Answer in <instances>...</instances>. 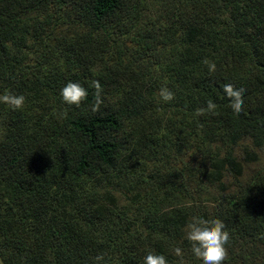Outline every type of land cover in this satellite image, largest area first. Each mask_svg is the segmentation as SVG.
<instances>
[{
    "label": "trees",
    "instance_id": "1",
    "mask_svg": "<svg viewBox=\"0 0 264 264\" xmlns=\"http://www.w3.org/2000/svg\"><path fill=\"white\" fill-rule=\"evenodd\" d=\"M142 2L0 0V93L26 97L21 110L0 105V264H141L149 250L180 264L177 245L182 264H201L183 239L194 216L224 221L225 264H264V168L202 200L186 157L215 163L264 143V0ZM32 40L41 51L24 67ZM94 79L98 111L91 88L80 107L62 101L68 81ZM224 81L244 89L239 113ZM208 101L216 114L198 117Z\"/></svg>",
    "mask_w": 264,
    "mask_h": 264
},
{
    "label": "clouds",
    "instance_id": "2",
    "mask_svg": "<svg viewBox=\"0 0 264 264\" xmlns=\"http://www.w3.org/2000/svg\"><path fill=\"white\" fill-rule=\"evenodd\" d=\"M204 64L209 73H215L217 70L216 62L205 59ZM223 95L228 98L230 109L239 113L242 110L244 89L239 86H233L230 81H224L220 84ZM89 88L95 91V102L92 104V111H98L102 103L103 86L98 80H92L86 87L80 82L68 81L60 89L62 101L68 105L80 107L89 95ZM159 100L163 103H170L175 99V93L165 84L159 90ZM26 97L24 94H16L9 90L0 93V105L7 106L12 110H21L25 105ZM217 105L213 101L206 102L205 106L196 112V115L204 116L206 113L215 115ZM183 239L190 242L191 254L198 258L201 264H225L227 258V244L230 239L229 232L223 220L215 216L190 218L183 226ZM173 254L182 264L184 252L181 246L173 248ZM93 264H105V256L98 254L93 257ZM141 264H168L165 255L155 251H146L142 257Z\"/></svg>",
    "mask_w": 264,
    "mask_h": 264
},
{
    "label": "rangeland",
    "instance_id": "3",
    "mask_svg": "<svg viewBox=\"0 0 264 264\" xmlns=\"http://www.w3.org/2000/svg\"><path fill=\"white\" fill-rule=\"evenodd\" d=\"M143 5L151 12H154L158 8V0H142ZM39 18H45V16H39ZM56 21L54 20V23ZM63 33L68 32L62 30ZM71 33L75 32L74 28L69 30ZM61 32V31H60ZM129 45L135 46V44L128 42ZM12 45V44H11ZM41 51V46L31 41L30 47H24L22 49V58L24 63L22 66L33 67L36 64V59ZM117 59V56L113 57ZM0 118V123H1ZM0 130V137H1ZM197 151L194 153L188 152L187 159L194 158L193 166L196 169V176L193 181L195 189V197H200L202 200H210L212 198L209 191H228L235 189L237 182H242L250 179L258 169L264 168V143H258L253 139H247L240 142L235 148L229 158L225 157L226 150H221L219 160L215 163H211L209 160L203 163L198 160ZM185 153V151H184ZM184 157V158H186ZM115 202L119 208L127 207V200L125 196L119 193L115 194ZM190 200L189 198L185 199Z\"/></svg>",
    "mask_w": 264,
    "mask_h": 264
}]
</instances>
